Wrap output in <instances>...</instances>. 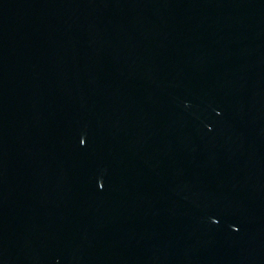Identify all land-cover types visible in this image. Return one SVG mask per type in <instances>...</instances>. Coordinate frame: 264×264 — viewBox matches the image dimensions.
I'll list each match as a JSON object with an SVG mask.
<instances>
[{
	"label": "water",
	"instance_id": "95a60500",
	"mask_svg": "<svg viewBox=\"0 0 264 264\" xmlns=\"http://www.w3.org/2000/svg\"><path fill=\"white\" fill-rule=\"evenodd\" d=\"M0 264H264V0H0Z\"/></svg>",
	"mask_w": 264,
	"mask_h": 264
},
{
	"label": "snow or ice",
	"instance_id": "6c2138e0",
	"mask_svg": "<svg viewBox=\"0 0 264 264\" xmlns=\"http://www.w3.org/2000/svg\"><path fill=\"white\" fill-rule=\"evenodd\" d=\"M80 143H81V144H84V143H85V140L82 138V139L80 140ZM101 187H103V185H101Z\"/></svg>",
	"mask_w": 264,
	"mask_h": 264
}]
</instances>
